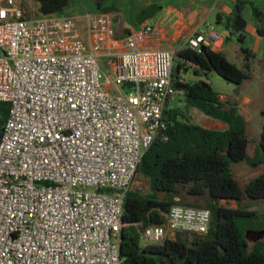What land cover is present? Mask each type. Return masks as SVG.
<instances>
[{"label":"built area","instance_id":"2783aa9c","mask_svg":"<svg viewBox=\"0 0 264 264\" xmlns=\"http://www.w3.org/2000/svg\"><path fill=\"white\" fill-rule=\"evenodd\" d=\"M150 25L123 38L114 18L42 14L0 0V264H131L121 256L124 199L156 140L166 141L176 53L147 46ZM218 36L194 31L201 52ZM164 225L136 223L141 246L205 236L206 209L173 206Z\"/></svg>","mask_w":264,"mask_h":264},{"label":"trees","instance_id":"16d2710c","mask_svg":"<svg viewBox=\"0 0 264 264\" xmlns=\"http://www.w3.org/2000/svg\"><path fill=\"white\" fill-rule=\"evenodd\" d=\"M39 5L42 14H60L69 6L70 0H32ZM241 2L235 0L229 30L235 28V18L240 17ZM113 12V10H111ZM255 14L262 16L257 10ZM117 26V24L115 25ZM229 27V25H228ZM130 31L115 35L122 39ZM259 36L264 29L258 28ZM239 41L244 36L238 37ZM244 69L230 63L223 52L205 47L200 53L185 47L177 56L183 62L177 63L178 78L185 64L194 66L195 76L214 73L223 80L241 85L249 78L250 62L255 54L241 49ZM183 94L187 108H195L208 118L227 125L224 130L207 129L189 121L179 108L166 109L164 118L170 121L166 141L156 140L143 155L136 169V176L147 181L146 194L128 191L124 199L120 251L127 262L136 264H264V241H258L252 249L246 239L247 227L240 220L253 216L245 200H264V174L242 186L232 176V163L250 162L247 157L249 138L247 122L239 113L237 104L222 101L219 93L204 81L184 84L175 83ZM9 113V105L0 103V132ZM259 147L264 155V123ZM235 202L236 208H229L222 202ZM181 205L206 209L211 213V228L205 236L178 234L173 241L158 245L141 246L140 235L133 226L164 225L163 213L173 206ZM258 231L264 230V224Z\"/></svg>","mask_w":264,"mask_h":264},{"label":"rangeland","instance_id":"374dc122","mask_svg":"<svg viewBox=\"0 0 264 264\" xmlns=\"http://www.w3.org/2000/svg\"><path fill=\"white\" fill-rule=\"evenodd\" d=\"M235 5V0H232ZM241 2L240 19L242 27L234 28L233 33L230 36V40L226 44V57L227 60L237 66L240 69H244V60L241 55V49L247 48L255 53L256 57L250 62L249 78L245 80L241 85H235L227 82L212 74L208 81L211 89L228 97L229 102H241L245 97H249L251 102L248 105L242 106V110L248 112L250 121L247 123V135L249 138V149L247 157L250 162L243 161L239 163H232L230 171L232 176L244 186L254 180L255 178L264 174V155L262 154L259 142L264 123V35L259 36L257 29H264V0H239ZM78 5V0H70L69 4ZM86 9H78V11L94 13L105 12L112 13L116 10L111 4L103 2V0L86 1ZM98 5L100 7H98ZM102 8V9H101ZM254 10L262 13V16H257ZM69 11L64 10L60 14H68ZM210 23L221 31L223 25L216 23V13L210 15ZM117 28L119 26H116ZM116 31V30H115ZM117 33V32H116ZM244 36L243 41H239L238 37ZM176 68V62L173 63ZM185 76V77H184ZM183 77L189 81L192 74L184 72ZM167 109L179 108L184 111L188 116L190 122L203 126L205 121L209 118L202 114L195 108H187L184 103L183 94L176 89L175 95L172 100L166 104ZM207 126V125H205ZM209 129L216 130L215 126H207ZM133 191H137L142 194H146L149 191V186L146 180L140 176H136L132 187ZM223 205L229 208H236L235 202H222ZM242 205L248 206L249 210L254 214L249 218L240 220L242 226H246V239L249 244V248L258 241H264V230L258 231L257 229L264 224V200H245ZM189 239L192 237L188 236Z\"/></svg>","mask_w":264,"mask_h":264},{"label":"crops","instance_id":"0c3cea01","mask_svg":"<svg viewBox=\"0 0 264 264\" xmlns=\"http://www.w3.org/2000/svg\"><path fill=\"white\" fill-rule=\"evenodd\" d=\"M86 1L94 0H78L77 6L71 3L65 10L69 11L68 14L79 17L97 13L78 11V9H86ZM103 2H107L108 4H111L112 7L116 8L115 12L108 13L113 16L114 20L118 19L115 25L117 24L119 27L117 28L115 26V35H122L126 30L130 31L131 35L140 30L144 25L153 26L156 29V33L145 45L175 52L176 59L174 60V63L176 62V66L177 63H183L177 56V53L186 47V41L194 31L206 32L211 29L218 38L211 39L206 35V41L202 46L210 47L213 51L223 52L225 54L226 44L231 36L229 30H231V25L234 24L230 19L232 18L234 11V3L232 0H103ZM150 5H155L159 10L153 18L148 19L143 23H139L140 15ZM98 7L100 6L98 5ZM214 12L216 13V23H221L223 25L221 31L216 30V28L210 23V15ZM241 27L242 24L239 28ZM233 32L234 31L232 30V33ZM185 66L188 70L181 68L178 74V77H181L185 83H191L197 80L205 82V80H208L213 74L208 73L206 75L195 76L193 73L194 66H190L188 63H186ZM173 71L176 73V76L177 72L175 71V68H173ZM184 72L192 74L189 81L184 78L185 76L183 77ZM208 84L210 85L209 82ZM176 89L178 88L176 87ZM219 95L222 101L228 100L227 96L220 93ZM250 102L251 99L249 97H245L241 102H231L237 104L239 113L245 118L247 123L250 121V117L248 116L249 114L247 111L242 110V106H246ZM203 123L207 126L217 127L216 130H224L227 127L223 122L211 118ZM205 125L202 127L209 129Z\"/></svg>","mask_w":264,"mask_h":264},{"label":"water","instance_id":"95a60500","mask_svg":"<svg viewBox=\"0 0 264 264\" xmlns=\"http://www.w3.org/2000/svg\"><path fill=\"white\" fill-rule=\"evenodd\" d=\"M159 9L155 6V5H150L149 7H147L146 8V10L140 15V17H139V23H143L144 21H146V20H148V19H151V18H153L154 17V15L156 14V12L158 11ZM236 20V23H235V26L237 27V28H239L240 26H241V19H240V17L238 16V17H236L235 18ZM117 21H118V19H115L114 20V23H117ZM204 46H202V49H201V51H203L204 50ZM175 72L173 71V75L175 76ZM205 82L206 83H208L209 81L208 80H205ZM131 264H136L135 262H132Z\"/></svg>","mask_w":264,"mask_h":264}]
</instances>
